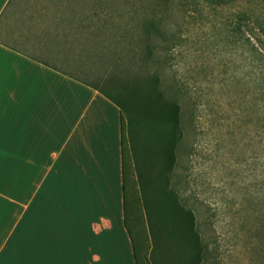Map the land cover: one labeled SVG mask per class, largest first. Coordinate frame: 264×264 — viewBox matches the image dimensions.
Returning <instances> with one entry per match:
<instances>
[{"label": "crops", "instance_id": "crops-1", "mask_svg": "<svg viewBox=\"0 0 264 264\" xmlns=\"http://www.w3.org/2000/svg\"><path fill=\"white\" fill-rule=\"evenodd\" d=\"M80 2L17 20L0 0V264H134L121 112L75 71Z\"/></svg>", "mask_w": 264, "mask_h": 264}, {"label": "rangeland", "instance_id": "rangeland-1", "mask_svg": "<svg viewBox=\"0 0 264 264\" xmlns=\"http://www.w3.org/2000/svg\"><path fill=\"white\" fill-rule=\"evenodd\" d=\"M145 2L164 6L171 21L182 23L175 28L182 41L166 51L168 61L158 80L164 98L178 104L180 119L181 140L167 189L193 212L202 264H264L260 252L253 262V242L260 250L264 237V0ZM43 5L52 2L13 0V15L31 19ZM83 56L86 66L75 71L85 80H108L92 84L126 100L125 139L129 132L142 146L149 124L132 99L133 77L122 67L111 69L88 53ZM172 82L176 85L169 89ZM165 129L160 122L153 124V130ZM139 148L138 158L159 168L158 161L142 153L147 149ZM147 169L150 178L157 175ZM135 192L140 195V188ZM1 262L9 264L8 259Z\"/></svg>", "mask_w": 264, "mask_h": 264}, {"label": "trees", "instance_id": "trees-1", "mask_svg": "<svg viewBox=\"0 0 264 264\" xmlns=\"http://www.w3.org/2000/svg\"><path fill=\"white\" fill-rule=\"evenodd\" d=\"M50 1L52 6H67V0ZM80 7L84 53L97 61H105L111 69L122 67L133 77L132 99L140 117L149 124L147 140L142 146L135 143L129 132L126 141L123 115L128 116L130 112L126 100L113 98L93 85V81L87 83L115 103L121 112L122 222L134 264H202L204 251L193 212L182 205L172 189H167L175 150L181 140L179 107L175 101L164 98L158 88L160 69L168 61L166 51L182 41L175 33V28L182 23L171 21L162 12L164 6L145 0H81ZM47 8L43 5L38 12H45ZM156 49L163 50V54ZM108 82L95 79L93 83ZM173 85L175 82L168 88L172 89ZM155 121L166 127L164 132L153 130ZM139 147L147 149L142 153L147 152L150 160L158 161L159 168L148 166V162L138 158ZM147 167L155 169L157 175L150 178ZM137 188H140L138 196L137 192L133 193ZM254 236L255 228L253 241ZM261 240L264 243V237ZM263 243L260 241L258 250L253 242V262L256 253L264 257Z\"/></svg>", "mask_w": 264, "mask_h": 264}]
</instances>
